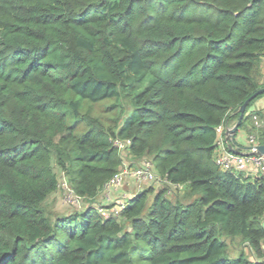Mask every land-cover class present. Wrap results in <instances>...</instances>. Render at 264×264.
<instances>
[{
	"label": "trees",
	"instance_id": "16d2710c",
	"mask_svg": "<svg viewBox=\"0 0 264 264\" xmlns=\"http://www.w3.org/2000/svg\"><path fill=\"white\" fill-rule=\"evenodd\" d=\"M263 60L264 0H0V264H264V177L215 158ZM124 155L163 185L105 217ZM57 169L86 208L47 209Z\"/></svg>",
	"mask_w": 264,
	"mask_h": 264
},
{
	"label": "built area",
	"instance_id": "2783aa9c",
	"mask_svg": "<svg viewBox=\"0 0 264 264\" xmlns=\"http://www.w3.org/2000/svg\"><path fill=\"white\" fill-rule=\"evenodd\" d=\"M262 74L264 80V60L262 63ZM231 128L232 127H228L225 129L224 126H220L218 128L220 137L218 140V148L215 157L216 163L223 170L240 171L253 176L260 175L264 177V154H259L258 146L262 144L259 143L257 136L254 134L248 135L247 147L244 150L237 147V150L241 151L236 153L231 149L228 150L225 146L226 142L229 144V140L227 138L229 135L228 132ZM130 144L131 142L129 140L124 141L117 139L114 141V145L124 154L126 151H128ZM132 165L124 163L123 168L104 185L103 190L98 198L102 195L106 200L109 201L115 200L117 197H120L121 200L119 202L117 201L118 206L111 210L105 209L103 207L97 208L95 204V207L102 216L108 217L112 213H119L125 208L127 200L136 194L134 193L131 196H128L126 192L122 191L126 181L133 180L138 184H148L153 182L163 183V180L156 173L155 165L151 160L144 159L136 166ZM62 174L63 176L61 178V182H59V188H62L64 194L66 195L67 201L71 205L83 210L86 208L85 198L78 195L73 190L69 184L67 175L64 172H62ZM174 187L182 188L180 185H174Z\"/></svg>",
	"mask_w": 264,
	"mask_h": 264
},
{
	"label": "rangeland",
	"instance_id": "374dc122",
	"mask_svg": "<svg viewBox=\"0 0 264 264\" xmlns=\"http://www.w3.org/2000/svg\"><path fill=\"white\" fill-rule=\"evenodd\" d=\"M244 134L247 135L245 132L241 133L242 138L240 139L243 143L245 142L244 139ZM248 138V135H247ZM247 147V146H246ZM245 147V148H246ZM243 148V149H245ZM124 161L126 164H130V165H134L136 166L138 163H133L127 156L124 155ZM132 165V166H133ZM57 173L59 176V182H61V178L63 176L62 172L57 169ZM133 187H135L134 189H129V186L126 187L124 186L122 188L123 192H126L128 194V196H131L134 193L139 192L140 190L146 189V188H150L153 187L154 189H158L160 188L163 184L160 182H153V183H148V184H138L136 182L133 183ZM119 195V194H118ZM120 196V195H119ZM121 200L120 197L115 198V200H106L102 195L97 198L96 200V207L97 208H105L108 210H111L115 207L118 206L117 201L119 202ZM88 206V202H85V207ZM46 207L47 209L52 212L53 214H57V215H69L72 214L74 212L77 211H81V209L71 205L67 199H66V195L64 194L62 188L60 187L59 190L53 194L46 202ZM84 207V206H83ZM234 252V251H233ZM236 252V251H235Z\"/></svg>",
	"mask_w": 264,
	"mask_h": 264
},
{
	"label": "water",
	"instance_id": "95a60500",
	"mask_svg": "<svg viewBox=\"0 0 264 264\" xmlns=\"http://www.w3.org/2000/svg\"><path fill=\"white\" fill-rule=\"evenodd\" d=\"M260 94H264V88L258 90L245 104H243L237 111L240 112V118L239 121L229 130L228 132V140L235 139L237 132L239 130L240 124L244 118L245 112L247 110V107L252 100H254L257 96ZM229 147L231 150L235 151L236 153H239L240 151L235 149L232 144H229ZM259 154H264V144L258 146Z\"/></svg>",
	"mask_w": 264,
	"mask_h": 264
},
{
	"label": "crops",
	"instance_id": "0c3cea01",
	"mask_svg": "<svg viewBox=\"0 0 264 264\" xmlns=\"http://www.w3.org/2000/svg\"><path fill=\"white\" fill-rule=\"evenodd\" d=\"M252 110H264V97H262V98H260L259 100H257L255 103H254V105L252 106V108H251ZM241 133H244V131L243 130H239V132H238V134H237V136L235 137V139H236V146H234L236 149H237V147H242V149L243 148H245L246 146H247V135H245L244 134V139H245V142L243 143L240 139L242 138V136H241ZM231 141V140H230ZM229 141V142H230ZM244 150V149H243ZM134 183V181L133 180H128V181H126V184H125V186L126 187H128L129 185V189H134L135 187H133V184Z\"/></svg>",
	"mask_w": 264,
	"mask_h": 264
}]
</instances>
